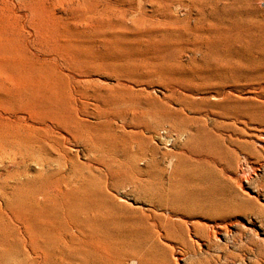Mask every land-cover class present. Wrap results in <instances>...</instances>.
I'll return each instance as SVG.
<instances>
[{
  "label": "bare ground",
  "instance_id": "1",
  "mask_svg": "<svg viewBox=\"0 0 264 264\" xmlns=\"http://www.w3.org/2000/svg\"><path fill=\"white\" fill-rule=\"evenodd\" d=\"M110 5L117 28L134 32V49L156 50L148 60L184 66L188 49L213 56L216 42L205 35L185 40V0ZM190 65L197 72L188 76L184 94L159 106L142 101L149 95L145 85L131 82V91L120 86L130 82L123 78L116 87L88 93L64 118L40 123L16 118L23 132L0 144V159L15 165L0 186V264H79L76 240L85 229L91 264H178L174 252L195 250L196 242L185 241V224L191 214H201L185 210V160L207 165L215 160L211 152H194L198 143L216 146L235 162L242 158L252 169L264 162V51L245 48L232 59ZM167 123L184 140L172 139L177 151L162 152L153 144ZM73 142L84 147L87 163L72 154ZM168 160L176 161L172 173L164 168ZM30 164L40 170L31 174ZM235 166L226 170V182L236 179ZM241 183L232 195L238 203L250 198ZM192 224L200 236L198 224ZM192 264L211 263L198 258Z\"/></svg>",
  "mask_w": 264,
  "mask_h": 264
},
{
  "label": "rangeland",
  "instance_id": "2",
  "mask_svg": "<svg viewBox=\"0 0 264 264\" xmlns=\"http://www.w3.org/2000/svg\"><path fill=\"white\" fill-rule=\"evenodd\" d=\"M114 1L0 0V144L7 136L23 132L17 117H26L29 123L64 118L72 106L86 102L88 93L116 87L118 79L130 81L119 84L130 91L131 82L145 85L149 95L142 101L159 106L184 94L188 76L197 72L196 66H187L193 61L217 63L245 48L246 52L259 47L264 51V0H185V40L203 34L216 45L213 56L185 50L184 66L166 59L148 60L146 56L156 50L134 49L138 45L134 32L117 28L110 5ZM145 5L150 8L149 2ZM118 126L122 129L120 121ZM177 136L167 123L157 130L153 144L162 152L177 151L174 141L184 142ZM210 146L196 143L194 152H211L212 163L185 160V210L201 214L187 219L185 241L198 245L195 250L185 248V254L176 251L174 257L178 264H192L198 258L211 264H264L259 253L264 252V162L252 169L242 158L235 162ZM70 147L78 162H88L81 144L73 142ZM234 165H239L238 181L226 182V170ZM14 167L11 160L0 159V186ZM164 168L172 173L176 161H166ZM39 170L36 164L29 165L31 174ZM239 181L250 198L238 203L232 195ZM86 232L76 240L79 264H91L92 246ZM97 247L100 252L102 243Z\"/></svg>",
  "mask_w": 264,
  "mask_h": 264
}]
</instances>
